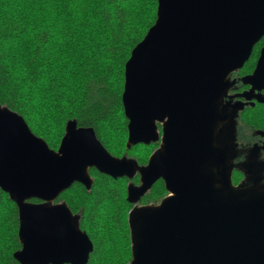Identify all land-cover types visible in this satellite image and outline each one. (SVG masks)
Masks as SVG:
<instances>
[{"label":"water","instance_id":"water-1","mask_svg":"<svg viewBox=\"0 0 264 264\" xmlns=\"http://www.w3.org/2000/svg\"><path fill=\"white\" fill-rule=\"evenodd\" d=\"M264 37V0H158L157 18L125 65L128 146L162 142L146 165L109 152L91 126L66 124L58 150L25 118L0 106V190L19 210L21 264H87L94 244L65 203L74 182L91 188V167L134 177L138 201L159 179L169 195L129 214L128 264H264V184L235 186V112L223 97L230 75ZM264 89V46L244 77ZM228 122V135L221 125ZM226 131V130H225ZM36 198L41 202H31Z\"/></svg>","mask_w":264,"mask_h":264},{"label":"trees","instance_id":"trees-1","mask_svg":"<svg viewBox=\"0 0 264 264\" xmlns=\"http://www.w3.org/2000/svg\"><path fill=\"white\" fill-rule=\"evenodd\" d=\"M158 0H0V106L22 115L32 131L58 150L66 124L91 126L117 157L140 166L160 141L128 146L123 105L125 65L157 18ZM264 37L254 49L258 55ZM252 68L248 64L246 71ZM264 126V123H262ZM91 189L76 182L65 202L93 241L87 264H128L133 258L130 211L159 204L169 192L160 179L138 201L128 199L134 179L90 169ZM31 202H39L33 198ZM19 210L0 190V264H21Z\"/></svg>","mask_w":264,"mask_h":264},{"label":"flooded vegetation","instance_id":"flooded-vegetation-1","mask_svg":"<svg viewBox=\"0 0 264 264\" xmlns=\"http://www.w3.org/2000/svg\"><path fill=\"white\" fill-rule=\"evenodd\" d=\"M254 49L250 58L245 62V64L240 69L231 73L230 79L232 81V84L228 90V93L224 95V97L222 98L223 103L229 105L227 109L229 112L235 110L234 107H232L231 105L234 104L237 105L238 107L235 112V120H236L235 148L237 146L238 151L234 158V165L232 166V181L235 186H253V185L264 184V126H262V123H264V89L252 90V85L244 82V77L254 72L262 48L260 49L259 54L256 56L254 55ZM249 63H251L252 68L250 71H246L248 70L247 67ZM223 124L229 125L228 122ZM158 126H159L158 131L160 134V138L157 141H160L161 143L163 137V132H162L163 124L159 123ZM221 128L223 131V135L224 136L228 135L225 134V126L222 125ZM262 152H263V156H261ZM90 169H89V173H90ZM136 176H139L141 183V176L139 172H137L136 175L131 179H134ZM123 177H128V176H123ZM114 179H118V178H114ZM130 184H135V182L133 183L131 181L129 185ZM135 185H139V184H135ZM84 186L86 187V185ZM56 199L52 203H61V202H55ZM39 202H41V200H39ZM73 215L78 216V222H80L79 215L74 213Z\"/></svg>","mask_w":264,"mask_h":264},{"label":"rangeland","instance_id":"rangeland-1","mask_svg":"<svg viewBox=\"0 0 264 264\" xmlns=\"http://www.w3.org/2000/svg\"><path fill=\"white\" fill-rule=\"evenodd\" d=\"M222 125L225 126V130H226V131H225V134H227L228 124H222ZM222 125H221V126H222ZM159 147H160V146H159ZM159 147H158V148H159ZM158 148H157V149H158ZM157 149H156V150H157ZM237 151H238V149H237V146H236V148H235V152H234V156H233L232 161H231L232 166L234 165V158H235V156H236ZM261 156H263V152L261 153Z\"/></svg>","mask_w":264,"mask_h":264}]
</instances>
